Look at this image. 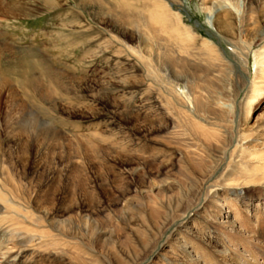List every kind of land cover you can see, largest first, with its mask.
Masks as SVG:
<instances>
[{"label": "rangeland", "instance_id": "374dc122", "mask_svg": "<svg viewBox=\"0 0 264 264\" xmlns=\"http://www.w3.org/2000/svg\"><path fill=\"white\" fill-rule=\"evenodd\" d=\"M16 1L27 17L0 16V197L12 200L10 211L0 201V264H181L170 252L175 229L152 249L142 223L194 179L187 161L212 167L192 126L208 143L231 141L230 151L249 142L251 166L264 169V96L247 112L264 8L244 18L242 0ZM219 21L229 29L219 32ZM150 23L166 33L153 36ZM205 70L218 76L209 94ZM223 172L212 181L224 183ZM151 185L168 188L149 196ZM250 189L264 199V187ZM253 199L238 203L248 219ZM204 203L183 223L205 228V243L226 252ZM61 221L76 243L51 238Z\"/></svg>", "mask_w": 264, "mask_h": 264}, {"label": "bare ground", "instance_id": "6f19581e", "mask_svg": "<svg viewBox=\"0 0 264 264\" xmlns=\"http://www.w3.org/2000/svg\"><path fill=\"white\" fill-rule=\"evenodd\" d=\"M6 1L7 3H0V16H6V14H8L9 17L18 18L27 17L29 15V10L26 7L28 6L27 4L24 3V5H21L20 3V5H17L16 0ZM42 1L44 5L48 4L47 1ZM74 1H76V3H83L85 0ZM241 7L243 17L245 16L244 18H247V16L250 17L251 15H253V13L255 14L257 10L264 8V0H242ZM150 18L153 20L152 16ZM262 23L263 24L261 27L263 28V30L257 31V33H255L256 37H264V17ZM151 25H149V29L153 36H155V34L164 35V33H166L162 25L157 24V26L156 23L154 25ZM226 29L229 28H227L224 22L219 21L217 30L223 33ZM188 33L191 32L188 31ZM245 57H248V53L245 54ZM257 59L258 60L255 64L254 78L251 83L249 95L247 96V98L249 99V102L247 104L248 114L250 111L251 103L264 96V45L262 46V51L258 53ZM218 68L219 67H217V69ZM213 72V70H205L204 72L206 77L204 83L207 84L206 92L208 94L209 88L215 86L213 84L211 85L212 80L217 79L218 77L217 76L213 78ZM213 96H210V98H214ZM204 107L206 109V106ZM191 129H193V133L202 135L204 141L202 154L205 156L208 155L207 158L212 164V167L204 169V166H202L197 170H194L197 168V166L195 168H190L189 161H187V172H191V170L196 171L193 173L194 179H190V177H187L183 185L177 184L174 190L170 189V192H173L171 195L173 204L169 202L172 205L166 204V207L163 206L164 204L158 205L159 208L162 210L164 209L166 213L162 214L158 218V220L155 216L147 218L149 222L146 223L147 225H143L142 223V232H144V234L148 237L147 239L153 241V244L149 242V244L151 243L150 245L152 246V249H156L157 247H159L157 244V240H161L166 231L174 228L175 231H172L171 236L168 237L170 242H173V248L170 249V252L175 254L177 253V255L181 258V264H232L233 262L235 264H264V239L262 241L258 239L260 236H264V199L259 197L253 199L248 197L250 195L248 189H250L251 187H256L257 190H261L259 188L264 187V169L255 172V170L251 166L252 162L247 157L250 152L247 151V143L249 142H246L244 145L237 143V145L234 146V150L230 151V145L232 143L231 141L223 140L224 138L222 140L217 139L216 137L215 143H208L210 141V135L208 133H204L203 135L202 130H200L196 126H192ZM216 144L217 148L214 147V145ZM257 145L259 149L264 150V140L258 142ZM228 155V162H225L224 164V161H226V156ZM220 166L224 167L222 178L224 177L225 181L223 180L224 183L217 184L216 182L212 181V175H214L218 171ZM2 172L0 174H2ZM193 182H196V184H193ZM13 183L14 179L12 180L10 177H8V180L4 182L6 187L9 188V192H13ZM166 188L168 187H165L163 185L159 187L157 185H151L149 193L151 192L152 194H150L149 196L160 191H167ZM219 188L221 191L224 190V192L220 194L217 190ZM229 196L231 198L236 197L239 199L237 201H233ZM245 199H253V202L251 201L250 205L248 203L246 204V206L248 207L247 210L251 209V219H248L247 217H245V215L240 214L243 210H241V207L238 205V203L240 200ZM0 201H3V204L6 206L4 207V210L10 211L9 208L12 207V205H9L12 203V200L0 197ZM200 201L205 202L204 207L206 216L203 217L205 223H209V225L213 227L214 232L219 237V241L218 239H216L215 242H217L221 246L223 251L225 250L226 252L219 253L211 247L212 245L210 246L209 243H205V228H197V226H194L193 223L189 221L183 223V221L186 219L187 212H190L192 209L197 210L199 208V205L197 204L193 208V204ZM170 206H172L171 210L169 209ZM242 216H244L245 219H243L244 217ZM244 223H250L253 225V227H250L248 230V226L246 227ZM62 224L64 223L61 221L55 225V229L53 231H57V233H59L55 236L52 235L51 238L58 239L60 235L63 239H59V242L66 244L70 242L74 243L77 239L75 238V235L74 237L71 236L69 237V239H66V237H64L61 233L63 227ZM197 231H199L200 233H197ZM92 232L93 231L91 230L90 232L87 231V233H89L90 235L92 234ZM236 234L240 235L238 237H235ZM134 236L137 237L136 235ZM170 238H173V240H171ZM239 238H242L245 243H247V245L244 247L245 252L248 253L247 256H244V254L241 252L242 248H240V245L242 244L238 243V240H240ZM138 242L142 243L143 241L139 240ZM249 245L251 247L250 250ZM7 254L9 255V253ZM7 254H4V256H6ZM170 259L171 258L169 257V260H167L169 264L171 261L172 263L175 262ZM258 260L260 261V263L258 262ZM240 261L241 263H239Z\"/></svg>", "mask_w": 264, "mask_h": 264}]
</instances>
